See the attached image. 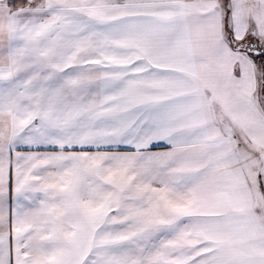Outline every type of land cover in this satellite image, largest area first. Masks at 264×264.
Returning <instances> with one entry per match:
<instances>
[{"label":"snow or ice","instance_id":"6c2138e0","mask_svg":"<svg viewBox=\"0 0 264 264\" xmlns=\"http://www.w3.org/2000/svg\"><path fill=\"white\" fill-rule=\"evenodd\" d=\"M0 264H264V0H0Z\"/></svg>","mask_w":264,"mask_h":264}]
</instances>
